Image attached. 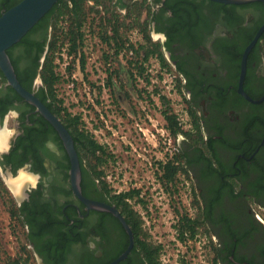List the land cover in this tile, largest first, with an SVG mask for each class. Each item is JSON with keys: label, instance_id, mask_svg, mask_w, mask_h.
Returning <instances> with one entry per match:
<instances>
[{"label": "flooded vegetation", "instance_id": "flooded-vegetation-1", "mask_svg": "<svg viewBox=\"0 0 264 264\" xmlns=\"http://www.w3.org/2000/svg\"><path fill=\"white\" fill-rule=\"evenodd\" d=\"M14 1L0 0V13ZM89 4L114 5V13L121 16L136 4L145 7V31L157 49L158 67L162 69L159 54L185 107L188 123L177 136L178 151L173 156L181 160L179 174L188 180L193 195L190 218L206 239L211 264H264V2L106 0ZM138 33L145 43L144 34ZM33 40L32 48L41 45L40 38ZM36 53L15 51L13 56L20 57L25 70ZM30 68L35 93L42 86L39 67ZM15 94L6 82L0 85V126L10 108L19 113L18 120L10 121L18 135L10 152L0 158V193L13 187L11 179L18 169L38 174L40 182L34 189L27 185L22 197L14 199L9 191L10 198L0 201L23 241L18 255L7 249L0 264H111L128 249V232L116 216L90 209L78 198L63 141L32 105L20 96L22 100H17ZM56 118L71 136L64 117ZM72 141L81 196L115 208L131 230V248L116 264H151L128 223L132 221L128 212L116 206L114 197L119 193L108 185L110 192H106L102 178L95 177L97 161L92 160L89 169ZM140 228L146 235L142 240L160 246L150 241L143 223ZM156 261L160 264V258Z\"/></svg>", "mask_w": 264, "mask_h": 264}, {"label": "rangeland", "instance_id": "rangeland-1", "mask_svg": "<svg viewBox=\"0 0 264 264\" xmlns=\"http://www.w3.org/2000/svg\"><path fill=\"white\" fill-rule=\"evenodd\" d=\"M98 17L89 13L82 28L84 38L77 52L84 55V71L77 72L74 60L69 74L56 64L60 77L55 86L57 97L68 113L79 116L81 129L105 148L107 162L98 167L103 172L102 181L113 193L139 191L130 205L141 216L150 241L160 245V264H211L212 253L200 231L193 238L178 236L180 216L190 218L194 213L188 180L179 173L171 183L162 179L161 167L174 159L173 148H177L162 112L175 116L181 129L188 123L170 71L162 65L159 69L155 56L142 62L134 51L128 54L126 44L134 49L143 44L137 30L124 35V50L116 55L114 41L101 39ZM77 52L72 55L77 56ZM111 72L115 73L107 81ZM82 82L90 88H84ZM3 192L0 201L10 198L8 190ZM4 207L0 204V257L7 249L18 255L23 245Z\"/></svg>", "mask_w": 264, "mask_h": 264}, {"label": "trees", "instance_id": "trees-1", "mask_svg": "<svg viewBox=\"0 0 264 264\" xmlns=\"http://www.w3.org/2000/svg\"><path fill=\"white\" fill-rule=\"evenodd\" d=\"M21 0H16L5 7V10L18 4ZM95 1L98 3H105L106 0H58V2L52 7V9L15 45L7 50V55L13 66L16 78L19 84L28 92L34 93L31 89L32 78L34 74H30V67L38 69L39 76L41 79L42 86L38 89L34 95L37 99L46 106V108L56 117L63 116L66 123V128L69 129L70 134L74 140L77 151L79 152L82 159L87 163L88 167L92 160H96L97 166L94 165L93 168H98L107 162L108 154L105 148L97 143L93 136L88 132L81 129V123L79 122V116H72L67 112L66 108L63 107V101L57 97L55 86L59 82L60 77L56 73L55 69L57 67L55 61L57 59L56 53L59 49L67 44L68 54L71 56L75 54L82 45L84 38V33L82 28L85 25L89 13H94V15H99L98 26L99 32H101V39L103 42L108 43V40L112 39L114 41L115 54L117 55L121 50L124 49L125 42L123 40L124 35L130 30H138L145 36V43L141 44L139 48L134 49V47L128 44L125 49L127 52L134 51V55H140L142 62L147 61L150 56H155L157 54V49L151 43L147 37L145 27L147 23L143 21V11L145 7L140 4H136L129 10L126 16H121L114 13V5H90L89 2ZM101 10V11H100ZM3 11V12H4ZM2 13H0L1 15ZM107 29H111L113 35L107 37ZM38 37L42 40L41 45L35 44V48H32L33 38ZM34 41V40H33ZM47 43V46L46 44ZM15 51L22 52V54H28L31 51L37 52L33 63L29 66L23 68L20 66V57H14L13 53ZM45 54V55H44ZM44 55V60L42 64H39L38 60ZM158 59L163 67L167 66L165 60L162 56ZM80 66L82 72L85 69V59L82 55L80 58ZM68 74L71 71V67L67 68ZM115 72L109 74L108 79L112 78ZM6 80L0 72V85L5 84ZM17 100H22L18 95L15 94ZM164 101V98L162 97ZM162 116L166 122V128L175 140L177 136L183 134L179 123L177 122L175 116L169 115L167 111L162 112ZM162 179L165 183H171L175 176L182 171L181 160L179 157H174V159L162 165ZM91 169V167L89 168ZM183 172V171H182ZM97 179L103 177L102 171H97L95 174ZM103 182V181H102ZM103 187L106 192L107 184L103 183ZM139 194L138 190L133 189L132 191L119 193L115 195L116 206L122 211L128 212L132 221L128 223L132 227L136 235L137 242L140 248L144 252L146 258L150 260L151 264H158L156 261L160 256V246H153L150 243L142 240V236L146 237L143 233L141 227L140 216L132 209V206L126 202V199L131 200ZM178 236L181 238L184 235H188L193 238L197 233V223L187 216H180L178 221Z\"/></svg>", "mask_w": 264, "mask_h": 264}, {"label": "water", "instance_id": "water-1", "mask_svg": "<svg viewBox=\"0 0 264 264\" xmlns=\"http://www.w3.org/2000/svg\"><path fill=\"white\" fill-rule=\"evenodd\" d=\"M223 3H241L248 1H263L264 0H216ZM58 2V0H21L18 4L10 9L2 12L0 15V72L6 80V84L10 86L25 102L32 105L36 112L39 113L58 133L63 141L65 149L68 153L71 162V181L74 187V192L88 208L109 212L116 216L130 237V245L126 252L122 254L111 264H116L129 252L132 245V233L130 228L124 222L123 218L117 210L108 205L86 201L80 194L78 182L80 179V170L78 159L73 147V141L67 130L59 122V120L34 96L33 93L25 90L18 82L13 66L7 55V50L17 44ZM44 57V55H43ZM41 58V62L43 61Z\"/></svg>", "mask_w": 264, "mask_h": 264}, {"label": "clouds", "instance_id": "clouds-1", "mask_svg": "<svg viewBox=\"0 0 264 264\" xmlns=\"http://www.w3.org/2000/svg\"><path fill=\"white\" fill-rule=\"evenodd\" d=\"M19 113L14 109L10 108L3 117L2 126H0V158L10 152L12 147V140L18 135L16 128L8 127V124L12 120H18ZM40 182L39 175L25 169H18L17 174L12 177L11 183L12 188L9 189L13 198L22 197L27 185H31L34 189Z\"/></svg>", "mask_w": 264, "mask_h": 264}, {"label": "built area", "instance_id": "built-area-1", "mask_svg": "<svg viewBox=\"0 0 264 264\" xmlns=\"http://www.w3.org/2000/svg\"><path fill=\"white\" fill-rule=\"evenodd\" d=\"M107 33L109 34L108 36H109V39H110V37H111V32H110V29L107 31ZM112 39H110V41H111ZM128 45L126 44V47H127ZM124 50V49H123ZM121 52V51H120ZM120 52L118 53V54H120ZM128 54L129 55H132L133 54V51H129L128 52ZM56 55H57V59H56V61H55V63L58 65V64H60L61 65V67H63V71H67V68L69 67V65H70V63H71V61H73L74 60V62H75V64L73 65L75 68H76V70H77V72L79 73V72H81L82 70H81V66H80V58H81V56L83 55L82 54V52H80V51H78L77 52V56H73V55H69L68 54V51H67V44L66 45H64L63 47H61L60 49H59V51H58V53H56ZM84 56V55H83ZM160 69V68H159ZM74 78V77H73ZM74 86V82L72 81L71 82V87H73ZM82 86L84 87V88H86V89H89L90 87L89 86H87L86 84H85V82H82ZM144 134V133H143ZM167 136H169L168 134H167ZM168 139H167V144L168 145H171V138H169V137H167ZM173 151H174V153L173 154H176L177 153V151H178V149L177 148H173Z\"/></svg>", "mask_w": 264, "mask_h": 264}]
</instances>
